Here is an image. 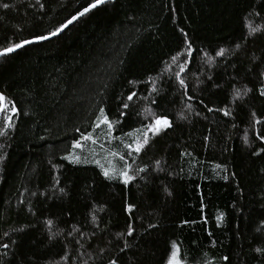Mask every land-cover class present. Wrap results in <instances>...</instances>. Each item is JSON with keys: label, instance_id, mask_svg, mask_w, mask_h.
Here are the masks:
<instances>
[{"label": "trees", "instance_id": "trees-1", "mask_svg": "<svg viewBox=\"0 0 264 264\" xmlns=\"http://www.w3.org/2000/svg\"><path fill=\"white\" fill-rule=\"evenodd\" d=\"M3 3L0 48L51 31L88 0ZM250 12L264 17V0H110L0 58V92L19 109L0 136L3 264H167L172 242L183 264H264V34L248 35L261 24ZM101 108L116 139L96 126ZM153 112L173 127L149 133L132 165L145 170L128 185L105 179L96 161L121 167L109 153L126 154ZM82 134L97 142L73 149ZM129 224L133 235L121 236Z\"/></svg>", "mask_w": 264, "mask_h": 264}, {"label": "snow or ice", "instance_id": "snow-or-ice-1", "mask_svg": "<svg viewBox=\"0 0 264 264\" xmlns=\"http://www.w3.org/2000/svg\"><path fill=\"white\" fill-rule=\"evenodd\" d=\"M110 2V0H88V3L86 6L82 7V10H77V13L75 15H72L71 18L67 19L65 22L59 24L57 27L52 29L51 31L47 33H39L34 34L31 38H25L21 39L19 41L10 42L7 44L6 47L0 48V58H6L10 54H13L17 52L18 50L24 49L26 46L32 45V44H38L43 41H48L53 37L59 36L64 30H66L73 22L77 21L79 18L84 17L86 14H89L91 11L97 9L100 6L106 5ZM36 5H39L40 9H44L45 5L41 3V0H36ZM2 6L4 9H8L10 5L8 3H3ZM31 7H34L35 5H30ZM249 15L259 17L261 24L260 25H249V36H255L256 34H264V17L260 15V12H250ZM182 35L185 38V51L183 52V57L185 63L188 62V57L192 53V42L188 40L187 33L184 32L183 29L180 30ZM245 40L248 39V36L244 37ZM237 48H239L241 45L237 44ZM178 55H181L178 53ZM215 55L217 57H222L225 55V49H219L215 52ZM211 59V58H210ZM173 61L177 60V56L172 57ZM180 68V71H184V64L178 65ZM261 78H264V72H261L260 74ZM178 83L181 88L187 89V84L183 78H181L180 73H176ZM260 97H264V81L261 82V85L259 89ZM252 91V89H244V94H247L248 92ZM241 94V91L238 89L236 92L237 97H239ZM136 95L135 92H130V94L127 96V100L131 101L133 100V97ZM191 98V97H189ZM151 103L155 104L156 101L152 100ZM123 108L127 109L129 108V104L124 103ZM208 111H213L212 108H209ZM217 111H221V109H217ZM19 112V109L17 108L15 102L8 99V97L5 95L4 92H0V116L3 117L4 126L0 128V136H3L6 134V129L12 127V121L14 116ZM100 115L97 116V121L99 122L96 126L99 127L100 124H103L104 127L107 129L106 135L112 136L114 125L112 121L109 119L108 115L105 113V110L103 108L99 109ZM223 114L225 116H228L230 113L226 110L223 111ZM121 116L126 115L125 112L120 113ZM119 122V121H117ZM256 123H261V121H256ZM173 124L171 120L166 115H157L154 112L152 113L151 117L148 119V122L144 123L141 128L136 129L137 136L133 137V141L130 144H126L125 148L128 150L126 154L121 155L119 153L110 152L109 155L113 158H118V161L121 163V167H116L115 164L112 163V161H108V166L105 167L104 165H101L99 161H96L97 166L101 168L102 174L105 179L107 180H113L118 179L122 180L123 184L128 185L134 178L136 172L144 171L145 169H141L139 167L133 168V163L135 162V158L142 154L146 146L150 143V137L149 133L152 134V136H157L168 129L172 128ZM128 136H131V133L126 134ZM113 139H116V137L112 136ZM260 140H264V135H260L258 137ZM82 140L84 143L81 142V140H75L72 144L73 149H80L81 151L85 150V146L88 142H91L92 144H95L97 141L93 139L90 135H83L82 134ZM135 154V155H134ZM0 159H3V157H0ZM63 159L70 160L71 163H81L83 160L81 157L76 156L74 152H69V154ZM86 159V157L84 158ZM131 159V162L129 160ZM157 164H159V161H156ZM227 178V177H225ZM63 191V189H61ZM133 205L128 204L127 205V211L131 212L133 210ZM217 220H221V216L216 217ZM187 223V221L185 222ZM48 225L52 224L51 220L47 221ZM134 228L131 224L127 227V232L120 234L121 236H132L134 233ZM7 235V233H5ZM71 235V233H69ZM14 243V242H13ZM10 245L8 243H0V248L2 249H9ZM128 247L127 240L124 241V248ZM124 248H121L120 251H124ZM257 253H260L264 255V248H257L255 249ZM7 256V251L0 254V264H3V257ZM225 261L229 260V257L224 256L222 258ZM108 264H118V261L116 259H110L108 261ZM167 264H182L181 259V252L180 248L175 242H172L171 244V254L167 258Z\"/></svg>", "mask_w": 264, "mask_h": 264}, {"label": "water", "instance_id": "water-1", "mask_svg": "<svg viewBox=\"0 0 264 264\" xmlns=\"http://www.w3.org/2000/svg\"><path fill=\"white\" fill-rule=\"evenodd\" d=\"M81 18H82V17H81ZM79 19H80V18H79ZM79 19H78V20H79ZM78 20H77V21H78ZM77 21L73 22V24L76 23ZM73 24H71L69 27H71ZM69 27H68V28H69ZM68 28H67V29H68ZM67 29H66V30H67ZM66 30H64L61 34H63ZM61 34H60V35H61ZM60 35H59V36H60ZM54 38H55V37L51 38L50 40H52V39H54ZM48 41H49V40H48ZM43 42H46V41H43ZM43 42H41V43H43ZM32 45H33V44H32ZM26 47H27V46H26ZM29 47H30V45H29ZM18 51H19V50H18Z\"/></svg>", "mask_w": 264, "mask_h": 264}, {"label": "rangeland", "instance_id": "rangeland-1", "mask_svg": "<svg viewBox=\"0 0 264 264\" xmlns=\"http://www.w3.org/2000/svg\"><path fill=\"white\" fill-rule=\"evenodd\" d=\"M183 264V263H182Z\"/></svg>", "mask_w": 264, "mask_h": 264}]
</instances>
